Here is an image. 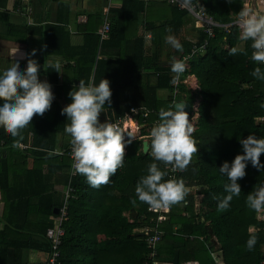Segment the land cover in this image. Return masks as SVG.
I'll return each mask as SVG.
<instances>
[{"label":"trees","instance_id":"1","mask_svg":"<svg viewBox=\"0 0 264 264\" xmlns=\"http://www.w3.org/2000/svg\"><path fill=\"white\" fill-rule=\"evenodd\" d=\"M190 1L200 4L207 14L221 23L231 22L235 12L244 3V0L233 3H228L227 0ZM168 4L176 14L158 28H171L174 25L178 31L185 16L189 14L171 3ZM174 16H177V22ZM191 18L193 19L192 16ZM106 19L108 20L107 17ZM194 30L195 34L190 39L180 35L183 47L181 50L176 49L175 53L180 57H189L188 67L179 77L192 75L198 82L197 89L193 91L188 90L183 83L178 84L179 92L181 90L190 103L196 96L200 98L196 109L197 122L192 134L197 152L192 154L186 169L175 171L174 177L182 178L186 187L203 189L198 207L195 208L196 200L191 193H187L184 201L161 211L136 199L134 187L137 179L146 173L147 165L152 162L149 151H142L143 139L138 138L125 145L124 164L110 176L109 182L91 187L83 175L70 173L71 146L70 137L66 134L69 137L68 145L56 154H51L53 157L40 150L23 153L25 155L21 158L22 162L29 155L34 161L51 159L53 166L48 162L50 168L47 163L45 170L26 169V178L31 182L36 180V184L34 182L29 185L32 189L29 193L10 194L11 197L18 196V200L12 197L10 204L16 212H25L33 206L44 217L40 220L42 223L35 228L39 231L37 235L41 237V242L35 244L27 239L26 243L21 244L42 248L47 251L48 257L51 248L45 233L53 225V218L49 217L57 215L53 210L63 204L65 186L68 185L73 189V196L67 200V219L62 224L63 235L58 248L60 264H216V257L213 255L216 248L219 249L224 264H261L264 260V220L255 218L259 210L247 206L246 196L264 182V169L258 170L249 162L244 177L238 180L241 187L239 196H234L230 207L224 210L217 209V202L225 195L223 186L228 182L227 177L219 173L220 164L224 160L230 162L242 151L239 138H244L249 133L264 136V121L259 120L264 115V107H261L264 103V81L252 77L251 71L255 65L249 59L250 42L239 40V30L234 24L226 29L214 27L211 37L202 28L194 27ZM99 31L89 51L104 52L102 47L105 37L100 40ZM109 31L111 36L115 35L116 25L110 26L109 22ZM205 41L204 50L192 51L193 47L200 48ZM240 43L245 53L229 56L228 48H241ZM96 62L107 63L99 59ZM162 64L156 67L158 81L150 87L147 94L144 92L145 99L141 104L130 102L114 107V115L110 119L115 120L134 107L139 113L148 111L145 116L138 114L136 119L138 123H146L151 128L158 120V110L179 99V92L166 101L156 98L157 88L174 89L175 74L170 71V63ZM96 77L92 79L95 82ZM79 79L87 82L88 72L81 70L76 73L71 79L72 87L79 83ZM111 89L113 96L116 95V91ZM61 108L56 99L52 100L50 108L42 115L34 114L30 124L20 130L17 137L0 130V139L12 147L10 137L15 140L21 134L31 132L33 144L42 147L54 145L57 131L64 133V125L68 122L66 115H61ZM192 113L190 109L189 119L190 116L192 118ZM61 116L65 119L64 122L60 119ZM103 120L104 115L101 121ZM141 128L145 133V126ZM4 150L5 148L0 150V163L10 160ZM17 152H13V158L17 156ZM259 159L264 163V153ZM157 163L164 167L162 163ZM57 182L64 185L63 191L54 188ZM8 187L0 181V194L5 196L4 201L6 190L12 188ZM133 200H136L135 204L132 203ZM160 215L162 218H159ZM251 225L256 227L253 232L248 231ZM209 229L215 239L211 237ZM253 233L257 236V241L252 250H248L245 242ZM153 237L156 239H152Z\"/></svg>","mask_w":264,"mask_h":264},{"label":"crops","instance_id":"2","mask_svg":"<svg viewBox=\"0 0 264 264\" xmlns=\"http://www.w3.org/2000/svg\"><path fill=\"white\" fill-rule=\"evenodd\" d=\"M249 3L250 0H244L243 4ZM259 3L264 4L262 0ZM262 9L264 11V5ZM174 14L175 10L166 0H114L112 3L110 0H0V65L9 63L19 54L22 55L20 67L23 69L28 58H35L39 65L38 78L46 79L51 84L53 100L56 99L62 107L70 102L68 92L72 88L71 79L79 71L88 72V80L96 76L97 82L106 78L116 95L111 93V104L106 102L105 112L100 113L98 118L101 120L102 115L104 120L112 118L114 107L130 102L141 104L145 99L144 92L147 94L158 81L156 67L180 57L165 37L172 34L180 41V35L190 39L195 34L190 15L185 16L178 31L174 25L171 28H158L161 23L169 22ZM106 17L110 26L116 25V34L111 36L109 31L103 39L104 52L89 51ZM175 17L177 22L178 18ZM16 46L17 53L9 56L10 50ZM33 49L34 56L31 55ZM97 59L107 63L98 64ZM50 62L60 63L59 72L50 67ZM188 78L191 84L198 86L194 76ZM179 93L180 100L188 101L181 90ZM155 95L159 101H165L174 93L166 87H159ZM60 119L65 121L62 116ZM0 130L6 132L3 125H0ZM10 138L12 147L0 139V150L5 148L4 154L10 157L7 163H0V181L4 186L12 187L5 192L6 201L5 196L0 194V264H29L30 254L36 256L35 264H44L47 251L21 244L26 243L27 239L35 244L41 242V237L37 235L39 231L35 228L44 217L33 206L25 212H16L10 204L12 197L18 200V196L11 197L10 194L29 193L32 190L29 185L36 184V180L31 182L26 178V169L45 170L48 162L53 163L51 159L34 161L29 155L22 162L23 155L30 150H40L53 157L51 154L68 145L69 137L57 131L54 145L50 147L33 144L31 132L21 134L19 139ZM15 150L18 152L13 158ZM54 188L63 191L64 185L57 182ZM262 211L264 208L256 213L257 220H263L260 218ZM255 229L251 225L248 231ZM209 232L212 235L210 229ZM211 237L215 239L213 235ZM216 249L213 252L216 264H224L219 249Z\"/></svg>","mask_w":264,"mask_h":264},{"label":"clouds","instance_id":"3","mask_svg":"<svg viewBox=\"0 0 264 264\" xmlns=\"http://www.w3.org/2000/svg\"><path fill=\"white\" fill-rule=\"evenodd\" d=\"M231 22L239 30V40L250 42L249 59L255 65L251 71L252 77L264 81V11L241 4ZM165 39L175 49H182L183 45L175 35L169 34ZM227 51L229 56L245 53L244 48L236 46ZM15 53L17 46L10 50L9 56ZM34 53L35 49L31 55L34 56ZM21 58L22 55L18 54L9 63L0 65V125L12 137H17L20 130L30 124L34 114L42 115L49 109L54 97L51 84L46 79L38 78L39 65L36 59L28 58L26 67L22 69ZM50 67L59 72L61 65L59 62H50ZM185 67L183 59L172 58L170 71L175 74L173 81L179 78ZM68 96L70 102L61 108V114L66 115L68 121L64 125V133L70 137L72 168L75 173L83 175L91 187H99L108 183L110 176L123 166L125 145L131 143L136 136L130 127L98 118L101 112H105L106 102L111 104L108 79L101 78L99 82L79 79ZM261 107H264V103ZM193 132L194 124L189 119L183 100H177L158 110V120L151 127L148 140H145V148L149 151L152 162L135 184L137 200L152 209H167L184 201L189 189L182 178L169 175L168 166H171L172 171H183L189 165L192 154L197 152ZM238 140L242 151L230 162L224 160L218 168L219 173L227 177L228 181L223 186L225 195L218 199V210L229 208L233 197L239 196L241 187L238 180L244 177L249 162L258 170L264 169V163L259 159L264 153V136L249 133ZM157 162L165 167H160ZM135 202L136 200L132 201L133 204ZM246 204L253 210L264 208V182L248 192ZM256 241L257 236L250 234L245 242L248 250H252ZM35 261L36 256L30 254L29 264H35Z\"/></svg>","mask_w":264,"mask_h":264},{"label":"built area","instance_id":"4","mask_svg":"<svg viewBox=\"0 0 264 264\" xmlns=\"http://www.w3.org/2000/svg\"><path fill=\"white\" fill-rule=\"evenodd\" d=\"M113 1L114 0H110V3H112ZM166 1L168 3L175 5L178 9L186 11L190 16H192L194 19V27L202 28L204 31L207 32L209 37L213 36V28L214 27H221V28L226 29L227 26L233 24L232 22L221 23V22L216 21L211 15L207 14L204 11V9L201 7V5L198 4L197 2H191L190 0H166ZM108 31H109V21L105 18L103 21L102 27L99 31V39L102 40V38L106 37ZM205 44H206V41L204 42L203 45H201L200 48L193 47L192 51L194 50V52H197V51L204 50ZM188 58L189 57L188 56L186 57L185 55L183 57L179 58V59H183L185 61V65H186L185 68L188 67ZM189 76L190 75L187 74V75H184V77H181V78L179 77L178 79L173 81V88H174L173 93L174 94L176 92H178V84L179 83H183L185 85V87L190 91H193L197 88L196 84H191V82L188 78ZM199 101H200L199 97H195V99L192 101V103H191V111H193L192 114H197L196 109L198 107ZM147 112L148 111L145 110L144 112L139 113L137 108L131 107L129 110L124 112V114L122 116H119L115 120H112L110 118H107V119L109 121L119 122L121 124V126L130 127L131 130L134 132L136 138L143 139V140L147 141L148 140V133L150 132L147 130H149L150 127L146 123H143V124L138 123V121L136 119V116L138 114L145 116L147 114ZM193 116L194 115H192V118L190 117V120L192 119V121H193ZM259 120L264 121V115L259 117ZM193 124H194V122H193ZM142 126H145V130H146L145 133L142 131L143 130L141 128ZM70 149H71V147H70ZM70 156H71V150H70ZM72 164H73V160H72V156H71L70 173L74 174ZM168 170H169V175L174 177L175 171L171 170V166H168ZM72 190L73 189L70 186H68V185L65 186L64 202L57 209V213H56L57 215L52 217L53 218V225L46 229L45 235L50 241V248H51V253L48 255L47 260H46L47 264H60L59 257H58V248H59V245L61 244V237L63 235L62 224H63V221H65L67 219V214H68L67 200H68V198L73 196ZM155 210H158V211L168 210V208L167 209H155ZM159 218H162V215H160ZM260 218L264 220V212L263 211L261 212ZM152 239L155 240L156 237H153ZM261 264H264V260L261 261Z\"/></svg>","mask_w":264,"mask_h":264},{"label":"rangeland","instance_id":"5","mask_svg":"<svg viewBox=\"0 0 264 264\" xmlns=\"http://www.w3.org/2000/svg\"><path fill=\"white\" fill-rule=\"evenodd\" d=\"M249 5H251V6H253V7H256V8H259L261 11L263 10L262 8H263V4H260L259 3V0H250V3H249ZM194 36V34L191 36V37H193ZM224 46V48H227V46H225V45H223ZM239 46L241 47L242 46V43H240L239 44ZM196 97H198V96H196ZM166 101V100H165ZM197 102V101H196ZM194 116H193V122L196 124V122H197V114H193ZM195 128V127H194ZM188 189H189V191H188V193H191V194H193V196H194V200H196L195 201V208H197L198 207V203H199V201H200V199H201V196H202V192H203V189L202 188H196V187H187ZM199 189V190H198ZM126 213V212H125Z\"/></svg>","mask_w":264,"mask_h":264},{"label":"water","instance_id":"6","mask_svg":"<svg viewBox=\"0 0 264 264\" xmlns=\"http://www.w3.org/2000/svg\"><path fill=\"white\" fill-rule=\"evenodd\" d=\"M183 101H184L185 104H186V111L189 112V111H190V103H189L188 101H186V100H183ZM145 143H146V141L143 140V141H142V151H143V152H146V151H147L146 148H145ZM53 212H54V213H57V208H56V207L54 208Z\"/></svg>","mask_w":264,"mask_h":264}]
</instances>
